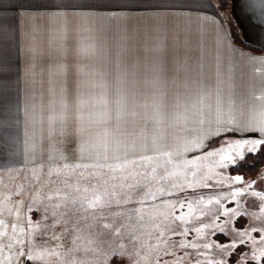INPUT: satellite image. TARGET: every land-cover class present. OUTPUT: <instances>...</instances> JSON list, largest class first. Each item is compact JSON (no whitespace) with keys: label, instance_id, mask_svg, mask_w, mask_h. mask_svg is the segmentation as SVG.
I'll return each instance as SVG.
<instances>
[{"label":"snow or ice","instance_id":"snow-or-ice-1","mask_svg":"<svg viewBox=\"0 0 264 264\" xmlns=\"http://www.w3.org/2000/svg\"><path fill=\"white\" fill-rule=\"evenodd\" d=\"M238 39L264 53V0H0V264H264Z\"/></svg>","mask_w":264,"mask_h":264},{"label":"crops","instance_id":"crops-1","mask_svg":"<svg viewBox=\"0 0 264 264\" xmlns=\"http://www.w3.org/2000/svg\"><path fill=\"white\" fill-rule=\"evenodd\" d=\"M182 24L183 27H186V28H189L190 31H191V36H192V44H193V47L196 46V43H197V39H198V27H197V24L195 21H192V22H180ZM112 31H113V34H115L116 32V25L115 23H113L112 25ZM209 46L211 44V42L209 41ZM252 46V45H251ZM239 47V46H238ZM245 51H250V50H247V49H244ZM252 54L254 55H262L264 53H261V52H254V51H251Z\"/></svg>","mask_w":264,"mask_h":264},{"label":"trees","instance_id":"trees-1","mask_svg":"<svg viewBox=\"0 0 264 264\" xmlns=\"http://www.w3.org/2000/svg\"><path fill=\"white\" fill-rule=\"evenodd\" d=\"M233 31L234 32L237 31L235 24L233 25ZM237 46L244 47V45H242L239 42V39L237 40ZM244 49L254 51V52H258V51H255L254 47L251 45H249L248 47H244ZM261 166H264V162H262L261 160H257V161H255L254 165L250 163L248 166H246L245 171L248 173V175L250 177V176L254 175L257 172V170L259 169V167H261Z\"/></svg>","mask_w":264,"mask_h":264},{"label":"rangeland","instance_id":"rangeland-1","mask_svg":"<svg viewBox=\"0 0 264 264\" xmlns=\"http://www.w3.org/2000/svg\"><path fill=\"white\" fill-rule=\"evenodd\" d=\"M262 168H264V166L259 167V169L257 170V172H256L254 175L250 176V177L254 178V177L259 173V171H260Z\"/></svg>","mask_w":264,"mask_h":264}]
</instances>
